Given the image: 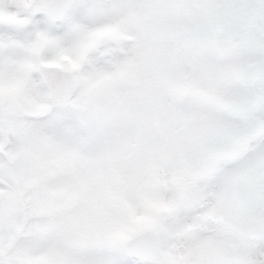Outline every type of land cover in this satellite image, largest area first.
Here are the masks:
<instances>
[{"label":"snow or ice","instance_id":"1","mask_svg":"<svg viewBox=\"0 0 264 264\" xmlns=\"http://www.w3.org/2000/svg\"><path fill=\"white\" fill-rule=\"evenodd\" d=\"M0 264H264V0H0Z\"/></svg>","mask_w":264,"mask_h":264}]
</instances>
